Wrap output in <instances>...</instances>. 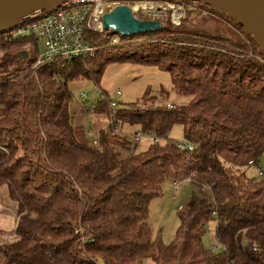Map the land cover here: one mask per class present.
Wrapping results in <instances>:
<instances>
[{
    "label": "trees",
    "instance_id": "1",
    "mask_svg": "<svg viewBox=\"0 0 264 264\" xmlns=\"http://www.w3.org/2000/svg\"><path fill=\"white\" fill-rule=\"evenodd\" d=\"M188 25L120 35L119 46L89 32L87 42L103 49L37 69L35 60L9 70L17 58L6 55L0 187L17 204L18 224L16 240L0 247L3 264H264V177L247 175L264 154V52L236 28L240 37ZM5 34L2 47L37 51L33 39L8 42ZM127 63L169 73L173 93L189 101L112 111L99 99L91 112L112 121L109 132L100 130L96 144L79 137L69 84L99 86L108 66ZM176 124L193 151L170 137ZM116 127L160 140L142 150L128 141L135 133L116 134ZM187 179L192 205L180 212L175 240L165 245L153 237L150 205L167 180ZM210 222L220 253L204 244Z\"/></svg>",
    "mask_w": 264,
    "mask_h": 264
},
{
    "label": "rangeland",
    "instance_id": "2",
    "mask_svg": "<svg viewBox=\"0 0 264 264\" xmlns=\"http://www.w3.org/2000/svg\"><path fill=\"white\" fill-rule=\"evenodd\" d=\"M134 2H142L147 4H159L160 8L169 6L162 14H154L152 11L140 9L135 12V16L140 20L160 21L165 27L191 26L199 31H209L210 33L220 34L226 37L237 34L235 27L228 24L222 17H217L207 8H193L183 6L179 2L170 0H141ZM135 3L132 4L134 6ZM139 7L136 5L135 10ZM208 11V13H207ZM179 15L178 17H176ZM175 16V17H174ZM189 22V23H188ZM238 31V30H237ZM239 32V31H238ZM113 33H110L112 35ZM158 38L159 35L153 36ZM151 38V37H149ZM154 39V38H153ZM149 42L150 40H145ZM121 45L120 41L116 45ZM39 48L43 49V42L38 43ZM25 47V48H24ZM13 47L12 50L2 47L0 43V64H4L3 60L7 54H14L16 60H11V64L7 66L9 70L15 68L27 67L34 63L37 59V51L31 45ZM106 47V46H105ZM104 47H100L103 49ZM19 51H27L28 58H18ZM73 95V103L71 105L72 124L79 137L85 138L88 142L97 139L100 130L104 129L109 132V122L106 117L95 115L91 110L102 93H108L118 104L123 107L125 104L135 103L140 106L153 107L159 104L183 105L189 99L178 96L173 93L170 74L159 70L157 67L139 64H114L107 67L101 78L100 85H96L89 80H77L69 84ZM120 91L121 94L117 95ZM167 92V95L164 94ZM82 95L86 96L87 102L83 103ZM145 96V98H144ZM83 107V108H82ZM83 110L85 112H83ZM89 111V112H88ZM92 115V116H91ZM120 129V128H119ZM120 133L128 135L136 132V127H124ZM170 137L177 142H184L182 126L176 124ZM129 143H133L131 137ZM149 141L143 139L140 144L142 150L149 147ZM260 170H264V154L260 159L259 167L252 166L247 170V175L251 178H259ZM194 192V187L191 182L183 181L175 188L173 180H167L163 186L162 195L155 198L150 205L149 225L152 228L154 239H160L163 244L169 245L175 240L177 230L180 224L179 214L181 211H187L192 205L191 196ZM207 195L209 196V192ZM18 224L17 204L10 198L9 189L7 186L0 187V247L4 243L16 240V227ZM3 231L4 233H2ZM5 232H8L7 234ZM216 222H210L207 226V234L204 237L205 246L214 250L216 253L222 251V247L218 244L215 237ZM0 264H3L0 258ZM145 264H156L153 260H147Z\"/></svg>",
    "mask_w": 264,
    "mask_h": 264
},
{
    "label": "built area",
    "instance_id": "3",
    "mask_svg": "<svg viewBox=\"0 0 264 264\" xmlns=\"http://www.w3.org/2000/svg\"><path fill=\"white\" fill-rule=\"evenodd\" d=\"M133 3L136 2L127 0H73L50 14L40 15L39 18L21 27L5 32V39L8 42L19 39H33L38 51L35 63L36 69L40 66L51 65L58 61L72 62L87 55L93 56L100 49L87 42L86 36L89 32L100 35L102 39H106L108 42L110 41L111 45L118 44L121 36L112 31L105 30L102 20L103 16L118 6L128 5L133 8ZM183 6H190L195 9L203 8L199 4H183ZM208 11L212 12L211 10ZM212 13L217 17H221L215 12ZM225 21L231 24L227 20ZM110 33L113 34L110 35ZM40 41L43 42L42 50L38 46ZM120 94L121 92L118 91L117 95ZM82 97L83 103H86V96L82 95ZM99 99L107 102L112 111L120 108L118 102L111 98V96H107L104 92ZM94 107L95 105H93ZM167 107L168 109L173 108L171 104H168ZM108 122L110 126L112 121L108 120ZM119 128L121 129V127L114 129L116 134H120L121 130ZM131 138L137 144H141L143 139L150 143L160 140L152 134L142 133H135ZM94 143H97V139ZM178 146L183 150H194L192 145H186L181 142L178 143ZM250 165L259 167V163L255 162H250ZM259 177H264V170H260ZM183 181L190 180H176L174 182L175 188Z\"/></svg>",
    "mask_w": 264,
    "mask_h": 264
},
{
    "label": "water",
    "instance_id": "4",
    "mask_svg": "<svg viewBox=\"0 0 264 264\" xmlns=\"http://www.w3.org/2000/svg\"><path fill=\"white\" fill-rule=\"evenodd\" d=\"M73 0H0V34L21 27L50 14ZM141 1V0H127ZM183 4H199L217 13L246 35L264 52V0H170ZM105 30L121 36L156 32L163 28L160 21L140 20L132 8L122 5L103 16ZM28 58L27 51L21 52Z\"/></svg>",
    "mask_w": 264,
    "mask_h": 264
},
{
    "label": "bare ground",
    "instance_id": "5",
    "mask_svg": "<svg viewBox=\"0 0 264 264\" xmlns=\"http://www.w3.org/2000/svg\"><path fill=\"white\" fill-rule=\"evenodd\" d=\"M138 6L139 8L137 9V10H140V9H145V10H149V11H152L154 14H162V13H164L165 11H166V9H168L169 8V6H165V8H160L161 7V5H159V4H145V3H142V2H136L135 4H134V6H133V11H137V10H135V6ZM160 8V10H162V11H164V12H161V11H158V9ZM179 15H177L176 17H178ZM175 17V16H174Z\"/></svg>",
    "mask_w": 264,
    "mask_h": 264
},
{
    "label": "crops",
    "instance_id": "6",
    "mask_svg": "<svg viewBox=\"0 0 264 264\" xmlns=\"http://www.w3.org/2000/svg\"><path fill=\"white\" fill-rule=\"evenodd\" d=\"M2 233H4L3 231H1ZM6 234L8 233V232H5ZM10 242H12V241H10ZM2 261V260H1Z\"/></svg>",
    "mask_w": 264,
    "mask_h": 264
}]
</instances>
